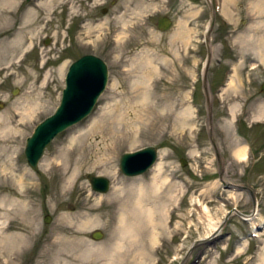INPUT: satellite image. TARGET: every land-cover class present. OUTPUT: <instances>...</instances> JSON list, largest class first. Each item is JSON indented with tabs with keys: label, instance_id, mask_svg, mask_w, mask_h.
I'll return each mask as SVG.
<instances>
[{
	"label": "rangeland",
	"instance_id": "rangeland-1",
	"mask_svg": "<svg viewBox=\"0 0 264 264\" xmlns=\"http://www.w3.org/2000/svg\"><path fill=\"white\" fill-rule=\"evenodd\" d=\"M161 15L171 19L166 29ZM263 38L264 0H0V231L28 236L14 247L0 239V264H83L56 262L61 246L85 264H260ZM87 52L106 62V87L34 169L25 138L58 104L68 64ZM146 145L157 147L163 183L152 184L156 164L136 175L119 169L123 151ZM71 147L67 160L60 152ZM87 173L107 176L109 188L94 190ZM9 196L28 212L9 216ZM232 207L255 213V226L236 211L224 220Z\"/></svg>",
	"mask_w": 264,
	"mask_h": 264
},
{
	"label": "water",
	"instance_id": "water-1",
	"mask_svg": "<svg viewBox=\"0 0 264 264\" xmlns=\"http://www.w3.org/2000/svg\"><path fill=\"white\" fill-rule=\"evenodd\" d=\"M213 18V17H212ZM171 19L166 15L158 18L157 26L166 29ZM47 41V40H46ZM210 54L207 55L206 65ZM108 79L107 64L99 55L87 52L73 59L67 66L64 75V86L61 96L54 110L38 121L31 133L25 139L24 155L29 165L36 169L47 144L67 127L80 121L87 116L95 106L99 95L105 89ZM264 91V81L260 85ZM157 158V147L146 145L134 150L123 151L119 159V169L125 175H136L143 173L155 163ZM181 163L185 161L181 159ZM91 187L96 191H106L110 186V179L105 175L87 173ZM223 181V180H222ZM224 187L244 188L231 182L223 181ZM242 213L236 207H232L225 214L224 220L232 212ZM44 220H50L46 213ZM223 220V221H224ZM221 223L216 230L220 228ZM103 232L95 229L91 232L93 238H100Z\"/></svg>",
	"mask_w": 264,
	"mask_h": 264
},
{
	"label": "bare ground",
	"instance_id": "bare-ground-1",
	"mask_svg": "<svg viewBox=\"0 0 264 264\" xmlns=\"http://www.w3.org/2000/svg\"><path fill=\"white\" fill-rule=\"evenodd\" d=\"M10 1H12V0H7V2H9L10 3ZM72 9V8H71ZM211 31V30H210ZM186 34V33H185ZM190 35V34H189ZM184 39V38H183ZM262 42H264V38H263V40H262ZM22 43H24V40H18L17 41V46H19L20 44H22ZM263 44V43H262ZM260 53V52H259ZM233 81H234V78H233V76L230 78V80H229V84H232L233 83ZM264 109V108H263ZM81 133L82 132H80L78 135L80 136L81 135ZM85 136V135H84ZM75 137H76V135L75 136H73L72 137V139L74 138L75 139ZM73 144V143H72ZM70 147V146H69ZM81 147L83 148V149H80V151H83L84 152V155H83V157H80L78 160L76 159L74 162L75 163H77L78 165H83V162L84 161H86L87 160V156L85 155V152H86V150L88 149V145H85V147H84V143H83V141H82V145H81ZM113 147V145H110V144H108V143H106L105 145H104V148H103V150H106L105 151V155H109V153H111V149L110 148H112ZM90 148V147H89ZM74 147H71V148H69L67 151L65 150V149H62L61 151L62 152H60V155L62 154L64 157H67V160H69L70 159V157L73 155V153H74ZM8 152H10V151H8ZM78 152V151H77ZM87 152H88V150H87ZM235 153H236V156L238 157V158H240V159H244L245 157H246V155H247V146L246 145H240L237 149H236V151H235ZM82 154V153H81ZM8 157H9V159L8 160H11L10 159V155H7ZM75 156V155H74ZM73 156V157H74ZM60 158V157H59ZM105 158V157H104ZM73 161V160H72ZM61 162H63V161H61ZM157 162V161H156ZM156 162L154 163V165L156 164ZM12 162H10V164H11ZM53 163V161L52 160H45V162H43L42 163V166L43 167H46V166H49V164H52ZM68 163V162H67ZM153 165V166H154ZM63 166L64 167H66V165L65 164H63ZM62 166V167H63ZM6 167L7 168H9L8 167V165H6ZM162 168H163V166L159 163H157L156 164V166H155V173L153 174V178H154V180H152V184L154 183L155 185H157L156 184V182L158 183L159 182V184L160 183H163V182H165V180H167L166 179V176H164V175H158V174H160V173H162ZM10 169V168H9ZM47 169V168H46ZM66 170V169H65ZM74 177V172L69 176V178L66 180V182H69V181H71L72 180V178ZM159 180H158V179ZM16 183H18V185L20 186V187H22V180H21V176H19L18 177V179H16ZM71 183V182H70ZM151 184V183H150ZM159 184H158V186H159ZM157 186V188L156 189H158L159 187ZM163 186V185H162ZM143 186H139V190H142L143 188H142ZM169 187V186H168ZM144 188H145V186H144ZM147 188V187H146ZM153 189H155V187L153 188ZM144 190V189H143ZM146 191V190H145ZM158 191V190H157ZM157 191H156V193H157ZM18 192H20V191H18ZM139 193V192H138ZM60 194H62V190L60 191V193H58V195H60ZM140 194H141V192H140ZM147 194V193H146ZM169 194V193H168ZM157 195V194H156ZM159 195V194H158ZM161 195V194H160ZM170 195V194H169ZM169 195H167L168 196V198H170L169 197ZM17 196V195H16ZM138 197V196H137ZM26 199V198H25ZM159 199V198H158ZM139 200H141V199H139ZM165 201V200H164ZM141 202V201H140ZM163 202V200L160 202V203H162ZM137 205L139 204V201L137 200ZM142 203V202H141ZM140 203V204H141ZM136 205V206H137ZM161 205H163V207H164V204L162 203ZM144 206V205H143ZM135 209V208H134ZM137 209H140V208H137ZM150 209V208H149ZM160 209H162V206H161V208ZM28 210V208H27V205H26V203H25V201L24 200H22V199H19V198H16L15 196H9V200H8V204H7V211H8V215L9 216H12V214H13V216H14V214H20V213H26V212H28L27 211ZM150 212H152V210L150 211ZM7 213V212H6ZM12 213V214H11ZM152 215V214H151ZM19 216V215H18ZM242 217H244V218H246V219H248V220H251L252 221V223H253V227L255 226V224H256V217H255V213L253 214V215H251V214H246V215H242ZM23 224V223H22ZM30 224V223H29ZM153 224H154V222H153ZM257 226V225H256ZM29 228V227H28ZM64 228H65V226L64 225H61V226H59V231H63L64 230ZM34 230V229H33ZM129 231H131V230H129ZM0 239H1V241H4V240H8V243H12L13 244V247H14V245H16V246H18V245H21V244H24V243H26V241L28 240V236L25 234V233H22L21 231H19V232H17V233H3V231H0ZM8 243H7V245H8ZM0 244H1V242H0ZM54 244V243H53ZM5 245H6V243H5ZM6 245V246H7ZM12 246V245H11ZM15 246V247H16ZM56 247V246H55ZM62 247H64V246H61V248ZM68 247V246H67ZM117 247V246H116ZM116 247H115V250H116ZM18 248V247H17ZM57 248V247H56ZM61 248H59L60 250H56V255L54 256L55 258V260H57L56 262H58L59 260H62L63 262H68L67 260V258H72V259H75V260H80L83 264H85L86 262H87V257H82V258H80L78 255H77V253L76 252H74V251H72V250H74V249H72L71 251L69 250H67V252L68 253H66L65 251H63L66 247H64V249L62 250ZM69 248V247H68ZM70 248H72V247H70ZM13 249V248H12ZM54 250V251H55ZM58 251V252H57ZM101 255H100V257L102 256V257H104L105 259H108V260H111L112 259V257L113 256H116L115 254V252H110V253H108V254H106V253H104V252H101L100 253ZM53 256V255H52ZM52 256H51V258H52ZM51 260V259H50ZM71 262V261H70ZM263 262H264V256H263V258L261 259V263L260 264H263ZM51 264H53V263H51ZM58 264V263H57ZM63 264V263H62ZM70 264H73V262L72 263H70Z\"/></svg>",
	"mask_w": 264,
	"mask_h": 264
}]
</instances>
